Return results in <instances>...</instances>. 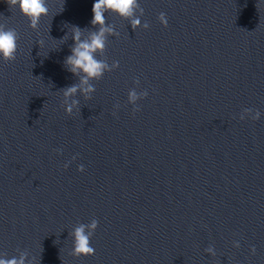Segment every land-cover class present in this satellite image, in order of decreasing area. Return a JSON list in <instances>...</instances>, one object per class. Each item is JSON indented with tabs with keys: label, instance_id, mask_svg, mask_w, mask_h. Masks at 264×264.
Returning a JSON list of instances; mask_svg holds the SVG:
<instances>
[{
	"label": "water",
	"instance_id": "95a60500",
	"mask_svg": "<svg viewBox=\"0 0 264 264\" xmlns=\"http://www.w3.org/2000/svg\"><path fill=\"white\" fill-rule=\"evenodd\" d=\"M140 3L150 27L108 16L120 36L101 58L119 67L69 115L59 90L78 79L63 66L73 40L53 38L64 22L91 28L93 0H49L38 29L0 0V23L20 36L15 60L0 58V252L28 250L37 264H264V115L240 119L264 113V0ZM133 87L149 93L136 112ZM93 218L96 252L76 257L69 232Z\"/></svg>",
	"mask_w": 264,
	"mask_h": 264
},
{
	"label": "clouds",
	"instance_id": "9594fccd",
	"mask_svg": "<svg viewBox=\"0 0 264 264\" xmlns=\"http://www.w3.org/2000/svg\"><path fill=\"white\" fill-rule=\"evenodd\" d=\"M10 8L15 6L19 12L27 18L30 27L38 29L42 17L49 14V0H9ZM63 11V10H62ZM145 9L141 6L140 0H93L92 4V18L89 27H81L79 25L64 22L61 26L63 31L67 28L65 34L60 38H53L60 41V45L66 43L69 39L73 40L70 45V53L64 58L63 66L67 71L74 74L78 79L59 91L62 92L63 100L62 106L65 111L71 115L74 111L81 112L82 96L85 100L91 99L96 92V85L93 81L103 78L106 72L119 67V61L109 63L104 56L105 50L108 46L110 36L118 37L120 32L117 30L114 23L108 21L110 14H116L129 21L133 30L143 27L148 29L150 27L147 21L142 22ZM160 21L167 26L168 19L165 12H160ZM19 32L14 27H9L0 23V58L5 61H13L19 47ZM44 39L39 40L40 46L45 45ZM58 47V48H59ZM57 49V48H56ZM140 81L137 78L136 84ZM149 95L147 89L138 91L136 87L130 88L128 91V103L133 105V112L140 110L138 101ZM120 105L116 104L115 108ZM264 115L259 109L244 108L240 114V119L250 118L252 120H259ZM58 152L62 149H57ZM73 160L76 159L74 155ZM71 161L65 163L67 168ZM79 170L84 171L85 165L80 164ZM99 226V220L93 218L88 223L77 224L70 232L69 236L73 238L71 254L80 257L94 255L96 249L91 244L95 230ZM236 247L240 246V241L233 242ZM205 251L212 256L216 255V247L210 244ZM256 246H252V252L255 253ZM18 255H11L0 252V264H37L35 256H31L28 250H18Z\"/></svg>",
	"mask_w": 264,
	"mask_h": 264
}]
</instances>
